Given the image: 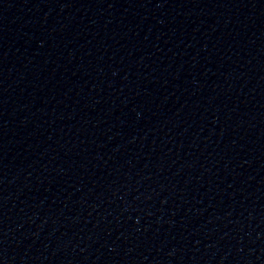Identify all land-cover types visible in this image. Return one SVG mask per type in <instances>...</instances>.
I'll use <instances>...</instances> for the list:
<instances>
[{
    "label": "water",
    "instance_id": "water-1",
    "mask_svg": "<svg viewBox=\"0 0 264 264\" xmlns=\"http://www.w3.org/2000/svg\"><path fill=\"white\" fill-rule=\"evenodd\" d=\"M0 264H264V0H0Z\"/></svg>",
    "mask_w": 264,
    "mask_h": 264
}]
</instances>
